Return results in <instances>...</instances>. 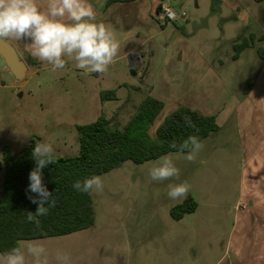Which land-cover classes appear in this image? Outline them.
Returning a JSON list of instances; mask_svg holds the SVG:
<instances>
[{"label": "rangeland", "instance_id": "374dc122", "mask_svg": "<svg viewBox=\"0 0 264 264\" xmlns=\"http://www.w3.org/2000/svg\"><path fill=\"white\" fill-rule=\"evenodd\" d=\"M237 1L231 10L219 0H193L191 12L200 14L201 18L193 26L194 34L183 35L177 28L167 34L171 36L170 41L179 36L178 41L172 43L177 61L192 63L194 59V65L179 73L182 78L189 72L186 80L172 89L152 91L142 79L126 72L117 75L113 84L107 72L95 75L68 68L39 72L32 69L24 85L17 86L5 73L0 58V162L3 165L6 151L18 156L41 142L52 145L55 157L77 156L80 150L77 126L102 116L111 126L124 128L148 95L164 103L150 126L152 136L166 117L181 107L217 116L219 124V130L205 140L206 150H200L194 161L185 159L188 153L165 155L179 169L178 179H151L150 169L160 158L144 164L126 161L100 176L103 190L92 193L93 227L65 236L24 240L22 249L26 250L29 245L44 246L48 264H58L57 251L69 255L67 264H186L192 258L193 252L187 244L169 242L165 233L182 232L193 221H203L207 212L218 210L213 206L214 203L220 206L217 190L220 191L221 182L227 179L222 166L230 164L228 147L237 144L228 140L238 133L248 116L242 107L241 122L238 121L235 104L249 94L255 97L252 92L257 91L254 88L257 78L264 77L261 54L264 51V39H261L264 37V0ZM211 17L215 19L209 22ZM242 38L252 44L234 59V44L238 39L242 42ZM187 50L194 54L201 52L204 57L197 55L188 59L182 54ZM148 76L147 72L145 79ZM117 82L122 85L117 86ZM99 89L114 90L115 97L103 101ZM4 179L3 166L0 189L4 188ZM182 182L191 186L187 197L195 198L199 208L194 216L174 220L170 208L187 197L170 199L168 185ZM208 191L211 198L205 196ZM25 255L26 264H35L26 251ZM3 256L0 253V264H4ZM175 258L181 261L173 262Z\"/></svg>", "mask_w": 264, "mask_h": 264}, {"label": "crops", "instance_id": "0c3cea01", "mask_svg": "<svg viewBox=\"0 0 264 264\" xmlns=\"http://www.w3.org/2000/svg\"><path fill=\"white\" fill-rule=\"evenodd\" d=\"M165 1L171 3L179 15V12L186 15L179 22L163 23L157 18V11ZM219 1L228 5L231 10L234 9V4H238L237 0ZM192 2L193 0H89L96 12V22L110 25L120 44L119 53L107 71L111 75V83L114 84L117 81L115 77L124 72L142 79L152 91L176 88L178 82H183L189 72L181 78V70L194 65L193 58L197 55L203 58L204 54H194L187 50L182 54L193 59L192 63L178 62L172 43L178 41L179 36L170 41L171 36L167 34L173 28L182 30L183 35L194 34L193 26L200 14H192ZM196 5L199 8L197 3ZM197 7L194 10L197 11ZM214 19L211 17L209 22ZM7 39L18 47V52L30 71L52 70L46 62L31 56L26 41ZM65 68L85 72L76 67L74 60H68ZM147 72L149 76L145 79ZM88 73L98 75L90 71ZM116 85L120 86L122 82H117ZM254 88L257 90L252 92L255 97L249 94L250 97L235 104L238 121L241 122L239 111L242 107L248 116L244 124L239 126L238 133L228 140L237 143L228 147L231 151L228 155L230 164L222 166L220 163L227 179L221 182L220 191L217 190L219 193L216 195L221 199L220 206L215 203L213 206L218 210L207 212L203 221H193L195 224L192 225V222L182 232L165 233L167 241L181 246L187 244L192 250V258L186 264H264V77L261 79L258 76ZM99 90L101 93L104 89ZM205 140L201 142L202 145ZM201 150L206 149L202 147ZM205 196L211 198L212 194L208 191ZM198 208L199 202L196 210L186 215L194 216ZM186 215L178 220H183ZM172 261L181 260L175 258Z\"/></svg>", "mask_w": 264, "mask_h": 264}, {"label": "trees", "instance_id": "16d2710c", "mask_svg": "<svg viewBox=\"0 0 264 264\" xmlns=\"http://www.w3.org/2000/svg\"><path fill=\"white\" fill-rule=\"evenodd\" d=\"M262 1V0H257ZM264 39V37H261ZM234 45V59L251 46L245 38ZM253 41V40H252ZM264 57V51L261 53ZM101 99L115 97L114 90H102ZM164 107L158 98L148 95L137 109V113L124 128H116L104 117L94 122L77 126L79 154L74 157H55L53 163L42 169V182L52 192L46 216L39 217L40 226L28 221L29 212L37 205L29 200V174L36 167L32 158V147L18 156L6 151L4 188L0 189V253L7 254L14 247H21V241L65 236L89 229L95 224V208L92 194L78 192L74 182L91 176H101L122 166L126 161L144 164L167 154L181 151L179 145L190 136H197L202 142L219 130L216 116L199 110L181 107L150 134V126ZM186 119H190L192 127ZM175 142L177 147L171 145ZM197 202L188 196L182 203L171 209V216L178 220L193 213ZM22 248V247H21Z\"/></svg>", "mask_w": 264, "mask_h": 264}, {"label": "clouds", "instance_id": "9594fccd", "mask_svg": "<svg viewBox=\"0 0 264 264\" xmlns=\"http://www.w3.org/2000/svg\"><path fill=\"white\" fill-rule=\"evenodd\" d=\"M14 38L27 42L31 56L51 66L53 71L63 70L68 60H74L76 67L103 74L108 71L118 55L120 44L110 25L96 22V12L89 0H0V40ZM192 127L190 119H186ZM177 147L175 142L171 145ZM203 147L197 136L188 137L179 145L181 151L188 150L185 159L194 161ZM54 149L50 143L35 144L32 158L36 167L29 174V200L37 205L29 212L28 221L40 226L39 217L46 216L52 192L42 182V169L53 163ZM180 171L173 161L161 157L150 169L154 181L179 178ZM78 192L92 194L103 190L100 176H91L72 185ZM168 197L172 200L184 199L191 186L187 182L169 184ZM33 257L35 264H48L46 249L42 245H29L26 250L12 248L3 256L4 264H26V255ZM58 264H67V253L57 251Z\"/></svg>", "mask_w": 264, "mask_h": 264}, {"label": "water", "instance_id": "95a60500", "mask_svg": "<svg viewBox=\"0 0 264 264\" xmlns=\"http://www.w3.org/2000/svg\"><path fill=\"white\" fill-rule=\"evenodd\" d=\"M0 58L5 73L12 77L15 85L23 86L30 72L29 66L8 39L0 40Z\"/></svg>", "mask_w": 264, "mask_h": 264}, {"label": "built area", "instance_id": "2783aa9c", "mask_svg": "<svg viewBox=\"0 0 264 264\" xmlns=\"http://www.w3.org/2000/svg\"><path fill=\"white\" fill-rule=\"evenodd\" d=\"M185 15H179L168 1L163 2L157 11V18L163 23L179 22Z\"/></svg>", "mask_w": 264, "mask_h": 264}]
</instances>
